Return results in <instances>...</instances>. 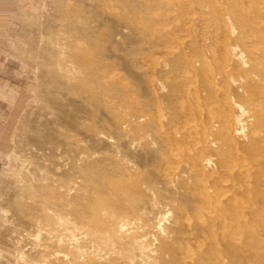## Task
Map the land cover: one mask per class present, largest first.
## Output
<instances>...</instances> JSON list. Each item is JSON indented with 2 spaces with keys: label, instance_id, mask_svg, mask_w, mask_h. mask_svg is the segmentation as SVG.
<instances>
[{
  "label": "rangeland",
  "instance_id": "1",
  "mask_svg": "<svg viewBox=\"0 0 264 264\" xmlns=\"http://www.w3.org/2000/svg\"><path fill=\"white\" fill-rule=\"evenodd\" d=\"M12 22L0 264H264L263 181L217 174L222 153L233 175L263 161L264 104L217 85L249 112L224 137L205 89L227 39L263 50L264 0H31Z\"/></svg>",
  "mask_w": 264,
  "mask_h": 264
},
{
  "label": "bare ground",
  "instance_id": "2",
  "mask_svg": "<svg viewBox=\"0 0 264 264\" xmlns=\"http://www.w3.org/2000/svg\"><path fill=\"white\" fill-rule=\"evenodd\" d=\"M233 31H234V29H233ZM233 31H231V32H233ZM260 33H261V31H260ZM260 36H261V41L264 43V35L261 34ZM227 41H228L227 44H226L227 47L225 48V50H227V52H229V56L227 54V57H226L227 59H225L223 61L222 65L217 69L218 72H215L214 69H212L211 67L207 66V68L208 69L210 68V70L208 71V75H207V72H206L207 81H206L205 89L207 88L206 90L212 94L211 95L212 98L218 99L219 97H221L223 99L224 106L229 110V112H227L228 114H226L224 116V119H223V122H222V127H223L222 135L224 137H226V135L228 134V131H229L233 135V137L231 136L232 139H238L239 137L242 136V132L245 131V129L242 127V126H244V125H242V123H243V120H244L243 117L248 115L247 114L248 111L240 104L239 101H237L233 97L229 98V96H227L223 92H222L223 94L219 95V97H218L217 94H218L219 91H218V88H216V86L219 85L220 83H222L225 86H227L228 89L229 88L230 89H234V90L242 89L244 91V96L245 97H247L248 99H251L253 102H256L257 104H259V106H260L259 102H262L264 104V48H263V50L260 49L258 51L256 49V47L251 45L248 48V50H247L248 56L250 55L249 56L250 60H249L248 58L246 59L247 56L244 54V52L242 50H240V52L238 51V48H239L238 44H241L239 40H231V38H229V39H227ZM232 61H234L235 64L238 67H241L242 69H244V71H246L248 73L247 76L240 77V78L238 76L236 78V76H235V74L233 72L234 71V69H233L234 67L231 66V63H230ZM247 64H251V65L248 66ZM207 68H206V71H207ZM230 68H231V72H229V73L228 72H224V73L221 72V71H223L225 69H230ZM258 75L261 76L260 81L259 80L256 81V79H258L257 78ZM219 79H220V81H219ZM240 92H242V91L239 90L238 93H240ZM231 96H233V95H231ZM234 97H236V96H234ZM197 101H198V99H197ZM263 104H261V105H263ZM255 114H256L255 117L254 116H252V117L248 116V118H249L248 122L249 123L250 122H252V123L254 122L255 123V129H254L253 134H255V131H257L259 128H260V130L262 129L264 131V110L262 108H259L258 111ZM243 124H245V123H243ZM246 124H247V120H246ZM203 138H205V137H203ZM244 138H246V137H244ZM197 139H198V137H197ZM204 141H205V139H204ZM207 141H209V139H207ZM210 143H212V142H210ZM216 144H217V142H216ZM234 149L236 150L235 147H234ZM226 157H227L226 153H222L221 154L220 160H219V163H218V168H217L218 169L217 174L222 173L223 170H227L228 171V175L223 177L222 180L223 179H229L230 177L235 176L238 179H242V181H244V183H247L250 178H254L255 177V179H257L258 182H262L263 181L262 183H264V159H263V161H258L251 168L249 166H246V169H245L244 172H236L235 175H233L234 172L231 169V167L228 166V163L226 161V159H227ZM250 158H251V156H250ZM212 161L213 160L210 159V158H206L205 159L204 157H201V165H202V167L210 166L212 164ZM215 175L216 174L211 175V177H215ZM241 185H243V184H241ZM261 185L263 186V184H261ZM208 190L210 192L211 191L214 192V194L212 195V198L216 199V200L217 199L218 200L219 199H223L226 196V194H227L226 192L224 193V192L220 191L219 189H217L215 187H209ZM239 200H240V198H239ZM102 214H104V212ZM117 227H118V224H117ZM120 228H121V226H120ZM110 230H111V228H110ZM110 230H109V232H110ZM122 230H117V231L120 233V232H122ZM135 240H136V238H135ZM133 241H134V239H133ZM136 241L139 242V239L136 240Z\"/></svg>",
  "mask_w": 264,
  "mask_h": 264
},
{
  "label": "crops",
  "instance_id": "3",
  "mask_svg": "<svg viewBox=\"0 0 264 264\" xmlns=\"http://www.w3.org/2000/svg\"><path fill=\"white\" fill-rule=\"evenodd\" d=\"M31 0H0V69L1 61L4 54V38L6 37L13 21L14 13L22 8L30 5ZM1 92H4L2 90ZM0 98V155L3 152V141L5 137V130L10 114L7 111L12 108L15 116L20 115L24 106V99L18 97L14 103L10 105Z\"/></svg>",
  "mask_w": 264,
  "mask_h": 264
},
{
  "label": "built area",
  "instance_id": "4",
  "mask_svg": "<svg viewBox=\"0 0 264 264\" xmlns=\"http://www.w3.org/2000/svg\"><path fill=\"white\" fill-rule=\"evenodd\" d=\"M1 173H2V165L0 164V177H1Z\"/></svg>",
  "mask_w": 264,
  "mask_h": 264
}]
</instances>
